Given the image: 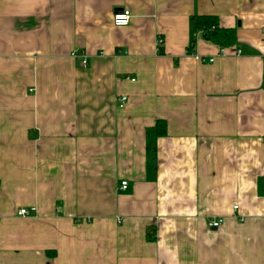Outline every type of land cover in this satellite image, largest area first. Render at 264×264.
<instances>
[{
	"label": "crops",
	"instance_id": "crops-1",
	"mask_svg": "<svg viewBox=\"0 0 264 264\" xmlns=\"http://www.w3.org/2000/svg\"><path fill=\"white\" fill-rule=\"evenodd\" d=\"M0 264H264V0H0Z\"/></svg>",
	"mask_w": 264,
	"mask_h": 264
},
{
	"label": "trees",
	"instance_id": "trees-1",
	"mask_svg": "<svg viewBox=\"0 0 264 264\" xmlns=\"http://www.w3.org/2000/svg\"><path fill=\"white\" fill-rule=\"evenodd\" d=\"M197 27L201 36L220 45V47L231 46L235 43V30L224 28L219 25L218 17L213 15L197 16ZM194 40L190 43V51L193 49ZM189 52V51H188ZM191 53V52H190ZM166 134V123L158 120L154 126V136L159 137Z\"/></svg>",
	"mask_w": 264,
	"mask_h": 264
},
{
	"label": "built area",
	"instance_id": "built-area-1",
	"mask_svg": "<svg viewBox=\"0 0 264 264\" xmlns=\"http://www.w3.org/2000/svg\"><path fill=\"white\" fill-rule=\"evenodd\" d=\"M131 18V13L130 10L127 8H122L119 10L114 11L113 15H112V22L115 26H126L128 25L129 21ZM161 42L160 38L157 40V44L159 45V43ZM239 52V51H237ZM72 57L74 58H81L80 59V64L85 67L88 64V61L85 57L84 54L79 53V51L77 49L73 50L70 54ZM193 58L199 62H212L214 59L213 58H205L202 55L196 54V53H192ZM118 105L120 107H122L126 101H127V96L126 95H120L118 98ZM128 182L123 180L120 183V189L125 190L127 188ZM237 206H234V209H236ZM36 208L34 206H31L29 208H25V207H21L17 210V215H28L32 212H35ZM224 219L220 218L216 221H212L209 223V227L211 228H215L218 227L219 225H221L223 223Z\"/></svg>",
	"mask_w": 264,
	"mask_h": 264
}]
</instances>
